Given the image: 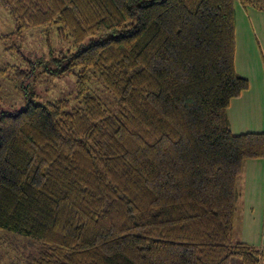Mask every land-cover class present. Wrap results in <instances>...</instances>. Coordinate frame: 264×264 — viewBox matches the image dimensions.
I'll list each match as a JSON object with an SVG mask.
<instances>
[{
    "label": "trees",
    "instance_id": "obj_1",
    "mask_svg": "<svg viewBox=\"0 0 264 264\" xmlns=\"http://www.w3.org/2000/svg\"><path fill=\"white\" fill-rule=\"evenodd\" d=\"M236 1L264 10L0 0L16 23L5 41L56 26L76 50L56 61L77 70L72 100L35 102L32 72L12 67L27 100L0 111V232L29 240L22 264H264L234 236L245 164L264 160V133L234 135L228 117L250 88L235 67Z\"/></svg>",
    "mask_w": 264,
    "mask_h": 264
},
{
    "label": "rangeland",
    "instance_id": "obj_2",
    "mask_svg": "<svg viewBox=\"0 0 264 264\" xmlns=\"http://www.w3.org/2000/svg\"><path fill=\"white\" fill-rule=\"evenodd\" d=\"M264 8V0H256ZM53 26L49 35L41 29L25 31L22 39L5 41L3 36L11 35L16 30L15 20L9 11L0 6V111L14 112L25 107L27 96L16 93L11 83L12 67H22L32 72L27 81L28 93L40 104L58 100H72L77 93L76 73H58L56 61L63 54L76 50L72 40L62 41ZM16 46V48H14ZM64 67L66 63H63ZM4 71V73H2ZM95 93L109 98L101 85L95 84ZM95 87V86H94ZM240 222L235 223V238ZM9 234V233H8ZM29 240L0 232V264H22L33 252Z\"/></svg>",
    "mask_w": 264,
    "mask_h": 264
},
{
    "label": "crops",
    "instance_id": "obj_3",
    "mask_svg": "<svg viewBox=\"0 0 264 264\" xmlns=\"http://www.w3.org/2000/svg\"><path fill=\"white\" fill-rule=\"evenodd\" d=\"M235 67L250 88L232 100L228 117L232 133H264V10L235 2ZM242 215L236 239L264 249V160L245 164Z\"/></svg>",
    "mask_w": 264,
    "mask_h": 264
}]
</instances>
